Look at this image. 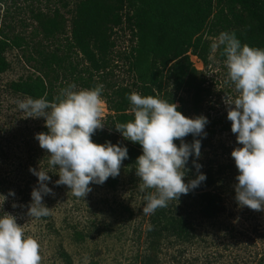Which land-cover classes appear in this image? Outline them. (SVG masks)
<instances>
[{
    "label": "rangeland",
    "instance_id": "rangeland-1",
    "mask_svg": "<svg viewBox=\"0 0 264 264\" xmlns=\"http://www.w3.org/2000/svg\"><path fill=\"white\" fill-rule=\"evenodd\" d=\"M80 1L0 0V38H24L23 46L7 48L5 55L10 66L0 75V194L7 197L0 215L16 216L25 235L39 242L41 264H65L64 252L71 256L74 264H143L140 254L146 248L144 234L149 215L142 213V207L148 191H140L135 168L125 160L118 176L110 177L102 185H90L91 191L84 199L75 197L64 185H55L58 176L49 173L51 181L48 186L52 194L44 197V203L50 214L40 219L26 214L31 190L37 185V177L29 168L40 165L43 170H48L47 153L34 138L36 133L48 131L43 118L26 117V113L19 111L17 101L29 96L15 93L10 88L12 81L40 74L36 72L34 61L29 60L56 53L60 58L67 57L80 71L90 70L92 79L98 82L96 84L103 85L102 122L110 114L108 101L115 97L113 92L128 87L131 93L141 94L130 63L131 49L137 41L125 17L119 26H111L112 46L99 71L89 65L81 52L69 46L71 23ZM218 10L215 0L213 13ZM129 11L126 7L124 13ZM51 17H57L60 22L54 34L46 33L42 26V22ZM211 24L212 17L202 34L207 44L225 30L220 25ZM202 52L205 58L188 52L196 69L192 74L195 86L185 84L177 89L174 76L169 75L163 76V87L174 102L183 107L182 114L188 117L203 114L208 118L206 136L198 137L201 139L198 163L202 165L200 171L206 174L208 185L205 188L221 196L224 210L213 219L214 224L204 222L201 225L198 240L193 246L186 245L189 248L185 253L176 252L174 244L163 247L157 264H224L222 262H227L230 254L246 260L240 263L258 264V260L264 257V211L238 208L234 199L238 170L230 153L239 145L231 132L223 98L233 97L236 93L233 86L225 83L227 69L220 50ZM184 139L191 143L193 137L189 135ZM120 142L134 144L126 139H120ZM174 143L179 145V141ZM191 161L190 157L185 182L196 175ZM9 190L15 195L9 196ZM198 192L194 189L181 195L178 201L181 207L188 211L192 209ZM212 249L217 250L220 262L211 261L209 250Z\"/></svg>",
    "mask_w": 264,
    "mask_h": 264
},
{
    "label": "clouds",
    "instance_id": "clouds-1",
    "mask_svg": "<svg viewBox=\"0 0 264 264\" xmlns=\"http://www.w3.org/2000/svg\"><path fill=\"white\" fill-rule=\"evenodd\" d=\"M210 47L213 53L220 50L224 57L225 83L233 86L236 93L223 98L231 132L239 145L230 153L238 170L234 199L238 208L264 211V49L241 44L234 32L227 31L220 32ZM209 59L213 57L210 55ZM102 91L103 85L77 89L75 84H69L53 101L46 97L17 101L19 111L26 117L43 118L48 130L34 135L47 153L48 170L40 165L29 168L37 177V185L30 193L28 217L40 219L50 214L44 203V197L52 194L49 173L58 176L55 185H64L75 197L83 199L91 191L90 185H102L120 174L122 162L128 158L127 148L110 142L99 144L92 139L105 125L101 117ZM127 99L133 119L116 124L115 129L124 139L141 147L135 174L141 192L154 190L145 194L142 207V213L150 215L169 201H179L181 195L206 180L198 163L199 138L206 136L209 121L203 114L185 116L172 100L138 93H131ZM189 135L193 137L191 143L184 139ZM174 141H179V145ZM190 157L196 175L185 182ZM8 195L15 193L9 190ZM6 199L0 194V209ZM41 260L39 242L25 235L17 217L0 215V264H41Z\"/></svg>",
    "mask_w": 264,
    "mask_h": 264
},
{
    "label": "trees",
    "instance_id": "trees-1",
    "mask_svg": "<svg viewBox=\"0 0 264 264\" xmlns=\"http://www.w3.org/2000/svg\"><path fill=\"white\" fill-rule=\"evenodd\" d=\"M214 1L81 0L72 19L69 46L81 52L89 65L99 71L112 46L111 31L113 27L122 24L125 17L137 41L131 49L130 63L141 95H153L174 102L171 94L164 91V78L174 76L177 89L185 84L195 86L192 74L196 69L192 66L188 52L192 51L205 58L202 51L208 53L211 50V44H207L202 36L210 17L212 26L220 25L224 31L234 32L241 44L264 49V0H217L219 10L213 13ZM126 7H129L128 13H124ZM59 23L57 17H51L42 22V26L46 33L54 34L60 27ZM22 40L23 37L10 40L0 38V75L10 66L5 55L7 48L23 46ZM31 59L28 60L34 61L36 72L40 74L12 81L10 88L13 92L33 99L46 97L53 101L61 89L69 84H78L81 88L97 86L98 82L92 79L90 70L80 71L67 57L60 58L53 53ZM130 94L128 87L113 92L115 97L108 101L110 114L103 122V129L97 130L92 139L99 144L110 142L125 146L128 151L125 161L135 168V160L142 151L140 145L120 142L124 138L115 129L116 124L133 119L127 99ZM178 110L182 113L183 107L179 106ZM206 185L208 182L205 180L196 188L199 191L195 193L196 203L191 205L189 211L182 208L178 201L172 200L166 207L158 208L149 215L144 234L146 248L140 254L143 264H157L163 247L168 244H174L179 254L185 253V249L189 248L186 245L193 246L198 240L196 238L200 234L201 225L204 222L214 224L213 219L223 212L224 206L221 196L207 190ZM209 251L212 253V262L221 261L216 249ZM63 258L65 264H74L68 253L64 252ZM243 260L246 261L230 254L227 262L224 260L222 263L247 264L240 263ZM258 261V264H264V257Z\"/></svg>",
    "mask_w": 264,
    "mask_h": 264
}]
</instances>
